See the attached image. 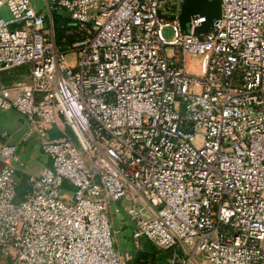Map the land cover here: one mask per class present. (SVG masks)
I'll list each match as a JSON object with an SVG mask.
<instances>
[{
    "label": "built area",
    "instance_id": "built-area-1",
    "mask_svg": "<svg viewBox=\"0 0 264 264\" xmlns=\"http://www.w3.org/2000/svg\"><path fill=\"white\" fill-rule=\"evenodd\" d=\"M35 1L0 0V109L26 119L51 164L19 199L27 163L0 141V254L127 264L120 203L171 264H264V0H220L200 33L205 17L181 27L184 0Z\"/></svg>",
    "mask_w": 264,
    "mask_h": 264
},
{
    "label": "rangeland",
    "instance_id": "rangeland-1",
    "mask_svg": "<svg viewBox=\"0 0 264 264\" xmlns=\"http://www.w3.org/2000/svg\"><path fill=\"white\" fill-rule=\"evenodd\" d=\"M34 4L37 8L43 9L44 0H36ZM0 15L6 20L11 19V14L7 6L1 8ZM54 23H57L55 19ZM69 23L70 22H68V25ZM69 27L71 28V26ZM58 36V38L60 39V45L66 46L67 44L72 43L69 39L66 41L67 43L63 41V39L67 36L65 35V33L60 34ZM164 36L167 40L170 41L175 38V33L171 27H167L164 29ZM68 60L72 62L75 60V58L71 54L69 55ZM25 74V68L13 73L14 76H21L22 79L25 78ZM12 80H15V78ZM23 133H25V138L27 137L28 140L26 142H22L18 149V155L22 158V160L26 163L35 161H49V159L41 150L40 137L35 133L30 134L28 126H26V131H23ZM2 166L3 165L0 163V169L2 168ZM64 188V193H70L73 190L72 186L67 183L64 185ZM23 192L24 191L22 189H18L19 199L23 197ZM110 220L113 228L114 240L117 245L116 248L125 257L127 264H135V261L138 258L142 259V257L144 256H146L147 259H145L144 257L142 261H146V264H162L160 262L155 261V259H150L153 256H151L150 253H155L156 255V253H158L159 251L151 242H149L145 238H140L138 240L134 238L133 225L129 222L128 218L126 217L124 208L120 203L112 205ZM0 264H10V262L6 257L0 254ZM169 264H171V261Z\"/></svg>",
    "mask_w": 264,
    "mask_h": 264
},
{
    "label": "crops",
    "instance_id": "crops-1",
    "mask_svg": "<svg viewBox=\"0 0 264 264\" xmlns=\"http://www.w3.org/2000/svg\"><path fill=\"white\" fill-rule=\"evenodd\" d=\"M26 119L16 111H3L0 109V141L9 142L20 147L25 137ZM7 134V136H5ZM20 157V156H19ZM21 158V157H20ZM22 159V158H21ZM50 161H35L27 163V167L17 172V179L21 187L30 184V178L39 174V171L50 166Z\"/></svg>",
    "mask_w": 264,
    "mask_h": 264
},
{
    "label": "water",
    "instance_id": "water-1",
    "mask_svg": "<svg viewBox=\"0 0 264 264\" xmlns=\"http://www.w3.org/2000/svg\"><path fill=\"white\" fill-rule=\"evenodd\" d=\"M60 16L70 18L65 12H60ZM205 17L206 22L197 30V33L205 31L220 18L221 1L220 0H184L182 3L179 20L183 30H188L193 16Z\"/></svg>",
    "mask_w": 264,
    "mask_h": 264
},
{
    "label": "trees",
    "instance_id": "trees-1",
    "mask_svg": "<svg viewBox=\"0 0 264 264\" xmlns=\"http://www.w3.org/2000/svg\"><path fill=\"white\" fill-rule=\"evenodd\" d=\"M54 18H55V21L57 22L56 24H59L60 22H61V20H62V18L57 14V13H55L54 14ZM60 20V21H59ZM66 22H67V24H68V22H70V20L69 19H66ZM71 23V22H70ZM69 23V24H70ZM65 31L66 30H58V35H60V34H64L65 33ZM69 40L71 41V42H73L74 41V39L72 38V37H70L69 38ZM53 136H55V134H53ZM19 189H22L24 192H23V194L25 193V191L28 189V184H26L25 186H23V187H21V186H19ZM22 194V195H23ZM117 246V245H116ZM158 251V250H157ZM150 255L152 256V258H150L151 260L152 259H155V261H157V262H160V263H162V264H169L170 263V261H171V259H172V253H171V251H165V252H162V251H158V253H156V255H155V253H150ZM145 257V259H147V257L146 256H144ZM144 257H142V259L144 258ZM142 259L141 258H138L136 261H135V264H146V261H142ZM141 262V263H140ZM143 262V263H142Z\"/></svg>",
    "mask_w": 264,
    "mask_h": 264
}]
</instances>
